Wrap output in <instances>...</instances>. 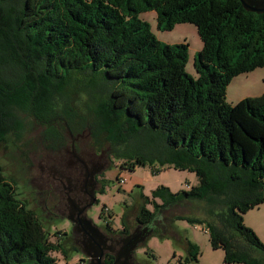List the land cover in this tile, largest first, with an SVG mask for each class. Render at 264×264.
<instances>
[{"label": "trees", "instance_id": "trees-1", "mask_svg": "<svg viewBox=\"0 0 264 264\" xmlns=\"http://www.w3.org/2000/svg\"><path fill=\"white\" fill-rule=\"evenodd\" d=\"M144 12L156 13L160 31L196 28L202 47L195 79L185 71L188 45L160 42L138 18ZM262 67L264 12L247 11L238 0H0V146L19 151L27 119L42 129L37 144L45 149L76 128L104 134L111 153L135 135L150 136L163 146L161 164L194 173L198 184L139 193L134 220L150 231L145 239L163 210L206 201L224 208L214 214L221 228L177 219L201 226L225 263L264 264V243L242 218L264 203V93L234 105L225 100L234 77ZM80 92L89 98L91 121L71 106ZM146 164L136 155L119 166ZM17 185L0 166V264H56L53 253L68 259L77 251L68 234L57 231L52 242ZM104 230L111 231L108 223ZM187 252L184 264H197V245L187 242ZM79 262L87 264L84 256Z\"/></svg>", "mask_w": 264, "mask_h": 264}, {"label": "rangeland", "instance_id": "rangeland-1", "mask_svg": "<svg viewBox=\"0 0 264 264\" xmlns=\"http://www.w3.org/2000/svg\"><path fill=\"white\" fill-rule=\"evenodd\" d=\"M138 18L146 22L153 35L163 44L174 45L185 43L188 45V54L185 64L186 73L196 78L193 68L194 57L200 51L202 43L197 35L196 28L191 24L175 25L170 31H160L157 28V16L155 12L138 14ZM264 93V67L257 68L250 73L234 77L226 87L225 100L234 105L246 97H257ZM88 96L80 92L72 96L71 106L78 111L81 117L91 121L86 111ZM91 104H88V106ZM30 119L26 120L30 132L25 135L24 143L19 151H5L0 146V166L8 176L17 180V192L28 203L42 222L44 229L52 235L50 240L56 241L54 233L66 232L69 245L77 247L71 237L72 226L65 220V216L57 214L44 203L40 193L39 176L41 167L46 166L51 155H58L66 162L64 148L71 144L70 132L63 130L62 143L56 150L39 147L37 138L42 129ZM72 141L76 148L86 152H101L102 169L104 173L103 190L96 193L94 204L87 211V217L98 228L106 227L121 232L126 229L131 232L135 227V216L138 212L140 199L139 193L150 197L152 191L158 187H166L172 193L191 189L198 184V178L194 173L179 171L169 167L163 162L162 145L144 134L135 135L125 144L121 152L111 153L112 149L105 140L104 134L93 137L89 129L76 128ZM23 155H21V153ZM112 154V155H111ZM117 154V155H116ZM136 155L146 160L145 166H136L134 170L120 168V163ZM118 179L124 183L119 184ZM52 202L58 200V196L51 194ZM159 202V201H158ZM149 210L153 208L148 206ZM224 208L211 206L206 201H185L176 206L163 210L158 216V223L153 227L152 234L136 247L132 253L135 264H184L188 257L187 242L197 245L199 256L197 264H227L223 261L222 249H213L210 245L209 235L202 230L201 226L193 225L186 220L177 217L198 218L205 222H212L221 228L214 214ZM243 224L251 229L260 242L264 243V203L249 210L242 216ZM250 255L257 258L260 252L250 247ZM56 259V264H77L83 255L78 251H70L68 259L60 254L51 255ZM186 264H196L188 261ZM234 264V263H230Z\"/></svg>", "mask_w": 264, "mask_h": 264}, {"label": "flooded vegetation", "instance_id": "flooded-vegetation-1", "mask_svg": "<svg viewBox=\"0 0 264 264\" xmlns=\"http://www.w3.org/2000/svg\"><path fill=\"white\" fill-rule=\"evenodd\" d=\"M70 137L71 144L64 148L66 157L69 158L68 161L65 162L60 153L51 155L48 164L41 167L39 187L45 205L51 206L50 209L57 214L65 216V220L74 229L71 237L73 243L77 245L76 250L82 254V251L87 250V244L92 243L90 239L95 236L88 229L84 218H88L87 211L91 208L90 205L96 199V193L103 185L105 171L99 162L101 152H86L78 149L72 141L73 135L70 134ZM56 148L48 149L57 154ZM52 193L58 196L55 202H52ZM84 208L86 210L80 213ZM98 229L103 238L100 245V248L104 250L103 259L106 256L113 258L114 255H118L128 247V236H138L141 240L150 232L148 229H143L145 230L143 231L137 226L127 234H121L113 229L110 232H106L104 228ZM93 242L98 244L100 241L96 238ZM94 249L96 250L95 246ZM131 263L135 264L133 259Z\"/></svg>", "mask_w": 264, "mask_h": 264}, {"label": "water", "instance_id": "water-1", "mask_svg": "<svg viewBox=\"0 0 264 264\" xmlns=\"http://www.w3.org/2000/svg\"><path fill=\"white\" fill-rule=\"evenodd\" d=\"M243 8L247 11L251 12H264V0H238ZM94 201L91 203L90 207L94 204ZM86 209H82L80 213L84 212ZM85 224L87 225L90 232H92L95 236H93L90 241L92 243L87 244V250L82 251V254L87 259V264H105L104 262V250L100 248L101 241H102V235L98 229V227L94 226L92 221L88 218H84ZM145 231V230H143ZM74 233V229H72V232ZM96 238L100 241L98 244H96L93 241H96ZM128 247H126L122 252H120L118 255L113 256V261L110 264H133L131 263L132 260V253L138 247V245L145 239V236L143 239L139 240L138 236H128ZM94 246L96 247V250L94 249Z\"/></svg>", "mask_w": 264, "mask_h": 264}, {"label": "built area", "instance_id": "built-area-1", "mask_svg": "<svg viewBox=\"0 0 264 264\" xmlns=\"http://www.w3.org/2000/svg\"><path fill=\"white\" fill-rule=\"evenodd\" d=\"M119 184H123L124 180L123 179H118L117 180ZM79 264H86L85 262H79Z\"/></svg>", "mask_w": 264, "mask_h": 264}]
</instances>
